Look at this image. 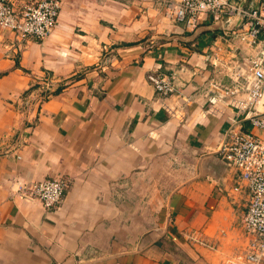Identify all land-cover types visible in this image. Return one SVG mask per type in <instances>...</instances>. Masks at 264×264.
<instances>
[{
  "label": "crops",
  "instance_id": "obj_1",
  "mask_svg": "<svg viewBox=\"0 0 264 264\" xmlns=\"http://www.w3.org/2000/svg\"><path fill=\"white\" fill-rule=\"evenodd\" d=\"M159 1L61 0L43 41L0 28V264H225L249 248L247 194L217 152L232 109L206 112L210 83H231L207 54L230 51ZM160 71L179 92L154 91ZM57 176L54 209L18 193Z\"/></svg>",
  "mask_w": 264,
  "mask_h": 264
},
{
  "label": "built area",
  "instance_id": "obj_2",
  "mask_svg": "<svg viewBox=\"0 0 264 264\" xmlns=\"http://www.w3.org/2000/svg\"><path fill=\"white\" fill-rule=\"evenodd\" d=\"M159 5L167 19L183 24L188 32L207 18L225 27L221 37L232 58L224 65L215 52L207 58L213 66L221 65L231 83H210L216 92L209 98L206 112L216 114L221 105L232 109L217 152L225 165L236 171L233 189H244L247 194L241 224L254 237L246 251L225 264H264V0L248 9L240 7L237 0H160ZM60 9L61 0L22 4L0 0V28L16 34L19 42L28 38L43 41L56 27ZM236 16H241L238 25L227 29ZM241 48L249 52L238 57ZM148 80L161 97L179 92L173 73L152 72ZM67 186L68 179L57 176L22 183L18 193L39 199L46 210H51L62 201Z\"/></svg>",
  "mask_w": 264,
  "mask_h": 264
},
{
  "label": "water",
  "instance_id": "obj_3",
  "mask_svg": "<svg viewBox=\"0 0 264 264\" xmlns=\"http://www.w3.org/2000/svg\"><path fill=\"white\" fill-rule=\"evenodd\" d=\"M240 7H243V4H240ZM241 20V16H236L234 18H231V23L226 27L227 29L229 28H232L233 26H237L239 21ZM223 28H225L221 22H215V23H212L211 25H208V26H205V27H202L199 29V27H197L194 31H193V34H196L197 32L199 31H202V30H222Z\"/></svg>",
  "mask_w": 264,
  "mask_h": 264
},
{
  "label": "rangeland",
  "instance_id": "obj_4",
  "mask_svg": "<svg viewBox=\"0 0 264 264\" xmlns=\"http://www.w3.org/2000/svg\"><path fill=\"white\" fill-rule=\"evenodd\" d=\"M123 1H124V0H123ZM125 1H127V2H128L129 0H125ZM130 1H132V0H130ZM160 11H161V13H162V14H164L163 10H160Z\"/></svg>",
  "mask_w": 264,
  "mask_h": 264
}]
</instances>
